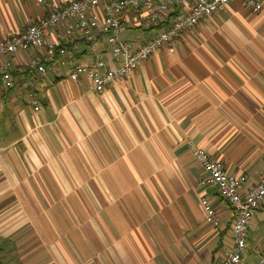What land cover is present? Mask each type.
Returning a JSON list of instances; mask_svg holds the SVG:
<instances>
[{
    "label": "crops",
    "instance_id": "1",
    "mask_svg": "<svg viewBox=\"0 0 264 264\" xmlns=\"http://www.w3.org/2000/svg\"><path fill=\"white\" fill-rule=\"evenodd\" d=\"M255 1L258 12L231 1L102 93L71 81L73 60L55 55L38 112L14 73L34 52L10 58L13 86L0 77L1 264L221 262L233 212L200 184L206 174L189 144L243 176L244 193L264 173V0ZM172 4L182 11L187 0ZM44 13L29 0H0V40ZM86 50L79 43L74 60L89 63ZM202 198L218 225L205 220ZM249 249L264 263V201Z\"/></svg>",
    "mask_w": 264,
    "mask_h": 264
},
{
    "label": "built area",
    "instance_id": "2",
    "mask_svg": "<svg viewBox=\"0 0 264 264\" xmlns=\"http://www.w3.org/2000/svg\"><path fill=\"white\" fill-rule=\"evenodd\" d=\"M29 1L45 13L19 33L0 40V77L4 87L11 88L10 58L20 52H34L14 73L22 77L20 86L32 110L38 112V86L56 50L63 61L73 60L68 72L71 81L78 83L85 79L92 91L102 93L106 87L129 78L156 52L174 50L185 35L233 0H187L182 11H175L172 0H71L66 4L53 0ZM241 1L253 12L260 10L255 0ZM129 30H140L150 36L144 41L123 39L121 35ZM52 32L56 33L55 41L49 37ZM79 43L87 48L90 59L87 64L75 61L71 54ZM102 45L108 49L103 50ZM189 147L193 160L206 174L200 184L213 188L233 212L230 249L219 264H239L252 219L264 201V173L244 193L243 176L227 173L212 156L192 144ZM200 206L205 220L218 225L219 218L205 198L200 200Z\"/></svg>",
    "mask_w": 264,
    "mask_h": 264
},
{
    "label": "rangeland",
    "instance_id": "3",
    "mask_svg": "<svg viewBox=\"0 0 264 264\" xmlns=\"http://www.w3.org/2000/svg\"><path fill=\"white\" fill-rule=\"evenodd\" d=\"M143 33L140 30H129L123 33L121 37L127 40H136L141 35L143 36ZM245 256L243 259H241L240 264H264L261 256L258 255L254 250H245Z\"/></svg>",
    "mask_w": 264,
    "mask_h": 264
},
{
    "label": "trees",
    "instance_id": "4",
    "mask_svg": "<svg viewBox=\"0 0 264 264\" xmlns=\"http://www.w3.org/2000/svg\"><path fill=\"white\" fill-rule=\"evenodd\" d=\"M55 55H58V50H56ZM1 264V263H0Z\"/></svg>",
    "mask_w": 264,
    "mask_h": 264
}]
</instances>
